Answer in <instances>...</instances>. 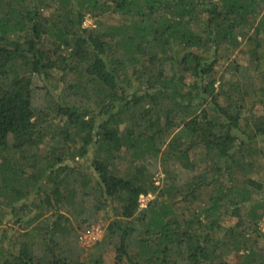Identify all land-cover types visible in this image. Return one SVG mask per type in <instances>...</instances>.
<instances>
[{"label": "trees", "instance_id": "16d2710c", "mask_svg": "<svg viewBox=\"0 0 264 264\" xmlns=\"http://www.w3.org/2000/svg\"><path fill=\"white\" fill-rule=\"evenodd\" d=\"M263 221L264 0H0V264H264Z\"/></svg>", "mask_w": 264, "mask_h": 264}, {"label": "rangeland", "instance_id": "374dc122", "mask_svg": "<svg viewBox=\"0 0 264 264\" xmlns=\"http://www.w3.org/2000/svg\"><path fill=\"white\" fill-rule=\"evenodd\" d=\"M91 20L87 17L86 21H85V26H90L91 25ZM237 62L238 64H250V62L248 61V57H246L240 50H237L235 53H233L231 56L222 59L219 64L216 66L215 68V76L216 78L221 79L220 80V88L222 89H229V86L235 82L236 79H238V77L235 75L234 71H233V63ZM253 111H247L246 116L254 119L255 116H257L258 114H260L261 111V106L256 104L253 107ZM253 112V113H251ZM162 178V174L160 172H157L154 179L155 184L156 185H162V181L160 180ZM262 179V178H261ZM95 226H99L100 228H102L101 230H104V227L101 225V223H99L98 225ZM83 228V227H82ZM84 231V229L82 231H80V233H82ZM235 256V255H234ZM110 260L107 259V261ZM106 264H111V262H107Z\"/></svg>", "mask_w": 264, "mask_h": 264}, {"label": "built area", "instance_id": "2783aa9c", "mask_svg": "<svg viewBox=\"0 0 264 264\" xmlns=\"http://www.w3.org/2000/svg\"><path fill=\"white\" fill-rule=\"evenodd\" d=\"M152 198V194L148 195H140L139 196V208H144L147 205V202ZM264 230V221L261 224ZM102 235V230L99 226H92L90 228L85 229L79 238V242L86 248L91 246L95 241H97Z\"/></svg>", "mask_w": 264, "mask_h": 264}]
</instances>
